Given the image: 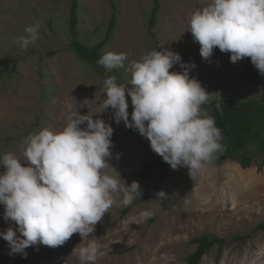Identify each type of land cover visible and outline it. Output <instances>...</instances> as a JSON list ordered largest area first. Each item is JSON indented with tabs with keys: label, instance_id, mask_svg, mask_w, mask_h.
I'll return each instance as SVG.
<instances>
[{
	"label": "rangeland",
	"instance_id": "rangeland-1",
	"mask_svg": "<svg viewBox=\"0 0 264 264\" xmlns=\"http://www.w3.org/2000/svg\"><path fill=\"white\" fill-rule=\"evenodd\" d=\"M158 1L154 35H149L147 17L152 0H78V38L88 46L104 38L114 3L116 28L103 54H128L125 67L112 70L119 84L130 86L131 72L126 69L132 61L163 47L180 53L185 63L195 62L189 75L198 79L211 97L230 101L264 98V81L245 80L242 60L232 63L230 53L219 48L214 49L211 63L202 59L200 45L188 31L189 19L210 0ZM69 7L70 0H0V60L17 59L15 66L0 68V156L8 152L20 155L24 139L44 128L62 130L69 114L83 103L91 112L99 111L106 78L70 49ZM36 23L40 24L39 38L27 51L21 50L15 38ZM169 71L182 69L177 64ZM127 99L131 119V98ZM89 109L85 106L79 111L87 114ZM99 118L114 129L108 163L127 185L139 182L141 195L150 192L159 169L143 179L136 173L159 155L137 131L123 122L117 125L111 110ZM105 171L115 175L110 167ZM160 191L166 199L156 196L137 201V197L125 214L121 213L125 207L117 204L97 223L90 236L95 235L111 251L96 264H185L196 248L191 239L201 235L221 237L226 244L212 247L199 264H264V229L256 228L264 221V159L256 158L247 168L232 159L220 164L211 161L193 178L187 168H171ZM149 209L154 211L153 218L136 223L134 218ZM9 226L16 227L4 219L0 205V232ZM80 243L79 234H73L62 246L28 247L25 264H80L73 252ZM16 256L9 255L8 244L0 237V264H12Z\"/></svg>",
	"mask_w": 264,
	"mask_h": 264
},
{
	"label": "clouds",
	"instance_id": "clouds-1",
	"mask_svg": "<svg viewBox=\"0 0 264 264\" xmlns=\"http://www.w3.org/2000/svg\"><path fill=\"white\" fill-rule=\"evenodd\" d=\"M39 29V23L29 25L15 38L21 50L35 44ZM188 31L200 45L203 60L211 63L219 48L230 53L232 63L250 58L264 75V0H210L191 13ZM127 58L124 52H107L97 63L111 72L124 68ZM177 64L182 71L170 72ZM195 68L194 61L185 63L178 52L151 50L126 69L131 72L130 86L119 84L114 75L103 81L105 98L97 104L98 112L83 103L69 114L62 130L44 128L24 139L20 155L0 156V205L4 219L16 225L0 232L9 255L26 258L28 247L62 246L73 234L82 240L73 249L80 264H96L109 255L110 247L90 234L114 205L127 207L141 198V186L137 181L127 185L108 163L114 129L99 118L106 111H112L117 125L123 122L146 138L151 150L174 170L187 168L193 178L214 159L223 149V136L202 107L212 94L190 77ZM85 106L89 111L81 114ZM109 167L115 175L105 171ZM156 195L167 198L163 191ZM152 215V209L144 210L134 220L139 223Z\"/></svg>",
	"mask_w": 264,
	"mask_h": 264
},
{
	"label": "trees",
	"instance_id": "trees-1",
	"mask_svg": "<svg viewBox=\"0 0 264 264\" xmlns=\"http://www.w3.org/2000/svg\"><path fill=\"white\" fill-rule=\"evenodd\" d=\"M153 5L149 16L147 17V32L154 35V28L157 23L160 3L158 0H152ZM113 10L104 38L88 46L78 38V0H70L68 24L70 42L69 47L75 55L82 61L88 63L93 70L103 75L105 78L113 76L114 71L108 72L97 61L103 55V49L110 40L112 33L116 28V7L112 3ZM16 58H6L0 60V68L9 64L15 66ZM245 67L244 79L252 83H260L264 81V75H261L255 66L251 63L250 58L242 59ZM107 72V74L105 73ZM219 105V108H217ZM213 116L217 127L221 130L223 140L221 141L223 149L215 154L212 160L213 164H220L227 159L236 160L243 168L252 165L253 161L260 157L264 159V98L256 100L248 98L239 101H230L224 98L211 97L210 101L202 106ZM158 168L159 175L157 182L150 192L144 193L137 201L156 197L157 193L165 183L171 167L163 161L162 157L157 156L136 173V177L143 179L151 175L152 171ZM186 185L189 186L187 180ZM133 203L124 209L121 213L125 214L130 210ZM151 218H153L151 216ZM257 229H264V221L256 226ZM242 239V237H236ZM196 245L195 250L187 255L185 264H199L201 258L214 246L223 247L226 240L218 236L201 235L191 239ZM12 264H25V257L17 254Z\"/></svg>",
	"mask_w": 264,
	"mask_h": 264
}]
</instances>
